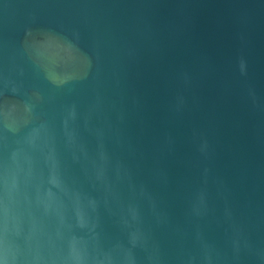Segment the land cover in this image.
<instances>
[{
  "label": "water",
  "instance_id": "1",
  "mask_svg": "<svg viewBox=\"0 0 264 264\" xmlns=\"http://www.w3.org/2000/svg\"><path fill=\"white\" fill-rule=\"evenodd\" d=\"M17 148L3 264L61 215L87 264H264V0H0V160Z\"/></svg>",
  "mask_w": 264,
  "mask_h": 264
},
{
  "label": "clouds",
  "instance_id": "2",
  "mask_svg": "<svg viewBox=\"0 0 264 264\" xmlns=\"http://www.w3.org/2000/svg\"><path fill=\"white\" fill-rule=\"evenodd\" d=\"M11 131L17 130L15 121L8 125ZM38 135L34 132L25 138L24 143L29 148L37 147L36 141ZM20 143V141H16ZM23 148L14 149L8 161L0 160V251L5 249L6 235L11 231L14 235L21 234L19 226V217L16 208L20 204L19 177L21 171V154ZM23 159L30 163L31 158L24 153ZM25 184L30 182L31 167L25 172ZM27 194H24V200H27ZM38 205H42L45 213L53 208L51 193L47 198L37 197ZM77 223L84 227L86 221L83 216L77 212ZM65 227L63 216H60V226L56 228L55 234L46 230L42 222L33 221L29 232L24 236V245L26 256H30L29 264H87L88 261V243L84 238H77L75 235L65 236L62 228ZM71 232V225H66ZM66 244V251L64 245ZM19 251V245H16ZM47 253V255H45ZM0 264H3L0 261ZM103 264V262H97Z\"/></svg>",
  "mask_w": 264,
  "mask_h": 264
}]
</instances>
